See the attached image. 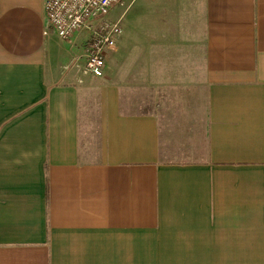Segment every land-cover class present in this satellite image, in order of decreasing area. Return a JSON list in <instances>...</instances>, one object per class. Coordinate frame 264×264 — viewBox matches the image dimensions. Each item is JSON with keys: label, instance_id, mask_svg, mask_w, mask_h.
<instances>
[{"label": "crops", "instance_id": "crops-1", "mask_svg": "<svg viewBox=\"0 0 264 264\" xmlns=\"http://www.w3.org/2000/svg\"><path fill=\"white\" fill-rule=\"evenodd\" d=\"M151 7L97 77L0 0V264H264V0Z\"/></svg>", "mask_w": 264, "mask_h": 264}, {"label": "built area", "instance_id": "built-area-1", "mask_svg": "<svg viewBox=\"0 0 264 264\" xmlns=\"http://www.w3.org/2000/svg\"><path fill=\"white\" fill-rule=\"evenodd\" d=\"M124 0H43L45 24L56 35L70 41L84 34V72L101 76L105 50L113 48L122 28L119 20L107 19L106 13Z\"/></svg>", "mask_w": 264, "mask_h": 264}, {"label": "rangeland", "instance_id": "rangeland-1", "mask_svg": "<svg viewBox=\"0 0 264 264\" xmlns=\"http://www.w3.org/2000/svg\"><path fill=\"white\" fill-rule=\"evenodd\" d=\"M154 0H124L122 4H116L112 8L108 10L106 13V18L110 20H120V25L123 30L128 29V26L132 24L133 21V14L138 16L137 20L139 22L146 21L149 13V8L152 9V5ZM129 8V9H128ZM125 18L121 20L122 12L126 10ZM130 31V30H128ZM128 33V32H127ZM83 37L84 34H81ZM129 35V38H131ZM93 76V75H92ZM194 93H189V97L191 98L194 103L198 104V102L203 101L204 94L198 93L197 90L193 91Z\"/></svg>", "mask_w": 264, "mask_h": 264}]
</instances>
